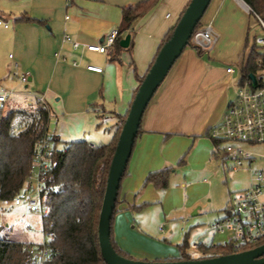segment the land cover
I'll use <instances>...</instances> for the list:
<instances>
[{
    "label": "crops",
    "instance_id": "1",
    "mask_svg": "<svg viewBox=\"0 0 264 264\" xmlns=\"http://www.w3.org/2000/svg\"><path fill=\"white\" fill-rule=\"evenodd\" d=\"M140 1L0 0V16L9 24L0 25V88L19 92L25 87L11 73L14 62H18L21 71L30 72L27 87L44 95L58 119L54 128L49 124L50 134L66 142L80 140L88 130L92 134L90 126H102L104 131L110 126L111 140L119 125L118 114H127L139 86L135 70L141 77L147 74L167 33L191 0H158L135 21L130 31L131 46L122 51L121 62L110 60L108 52L86 55L74 49L64 41V33L81 43L102 42L120 26L123 8ZM251 15L244 0H211L202 24H212L218 39L203 54L187 46L150 101L137 137L143 156L140 177L147 174L144 168L154 142L175 136L199 138L220 124L234 75L227 68L247 48ZM57 52L66 59L59 58ZM88 64L101 66L103 71L89 70ZM16 99L21 100L19 94L11 97L7 106ZM86 141L98 145L91 139ZM130 205H120L115 238L129 254L154 258L136 250L138 240L149 243L150 239L135 230ZM170 256H179V251L166 258Z\"/></svg>",
    "mask_w": 264,
    "mask_h": 264
},
{
    "label": "trees",
    "instance_id": "2",
    "mask_svg": "<svg viewBox=\"0 0 264 264\" xmlns=\"http://www.w3.org/2000/svg\"><path fill=\"white\" fill-rule=\"evenodd\" d=\"M157 1L142 0L123 8L122 22L118 27L119 34L114 46L108 51L110 60L121 62L122 51L131 46L130 43L128 47H122L121 39L127 34H131L130 31L133 29L135 21L145 15ZM244 1L250 6L251 14L256 20L257 15L264 19V0ZM27 19L31 20L30 18ZM177 23L167 33L159 51L172 36ZM202 26L201 21L196 29ZM250 38L251 33L249 31L247 47L250 45ZM189 46L195 47L199 54L204 53L191 40ZM261 56L262 53L257 50L254 38L251 49L242 64V74L247 75L257 71L259 68L257 61ZM131 63L133 64V62ZM135 73L140 86L146 75L141 77L137 70ZM139 86L136 88L135 95ZM129 110L125 115L118 114L119 125L109 142L90 148L86 140L65 142L58 136L49 133L53 111L48 104L47 106L36 105L28 109H11L6 113L0 109V202L12 201L17 193L23 189L37 145L49 137L54 146L51 158L53 164L52 177L49 182L53 186L51 213L46 222V231H50L54 237L49 243L52 255L48 264H107L100 250L98 222L111 162ZM211 139L215 146L219 145L220 140L212 137ZM59 143H63L61 147H57ZM127 171L128 167L124 176ZM171 171V168H165L151 172L146 178V183H152L158 188H166ZM120 190L111 219V242L119 254L135 259L119 246L115 238L114 224L115 217L120 211L118 208ZM134 207V205H130L129 209ZM31 243H22L11 239L7 234L5 225L0 223V264H31L27 248ZM262 244H264V239L258 243L235 249L229 243L218 245L203 243L199 248L202 256L198 258L231 254ZM191 246L186 238L179 244V256L155 260L195 259L188 250Z\"/></svg>",
    "mask_w": 264,
    "mask_h": 264
},
{
    "label": "rangeland",
    "instance_id": "3",
    "mask_svg": "<svg viewBox=\"0 0 264 264\" xmlns=\"http://www.w3.org/2000/svg\"><path fill=\"white\" fill-rule=\"evenodd\" d=\"M249 27L250 45L237 61L229 63L234 69V75L225 95L227 104L223 108L220 124L229 104L236 98L242 64L254 38L262 34L258 19L256 20L253 15L250 16ZM257 50L264 52V47L259 46ZM90 52L93 51H86L84 54ZM22 108L30 107L20 99H16L3 111L6 113L11 109ZM57 122L54 113L50 120V128L51 126L54 128ZM89 129L94 130L91 133L95 135L89 134L88 130L85 137L80 140L91 139L98 145L110 140L109 129L104 131L102 126L100 128L90 126ZM96 134H99V137ZM234 145L250 152L256 160L246 168L233 170L232 161L224 159L226 144L215 146L206 133L199 138L175 136L163 142H154L153 150L144 168L147 174L140 177V171H143L140 167V159L143 156L141 142L139 139L136 140L127 174L121 182L118 208L123 202L135 206L132 208L136 228L134 229L150 239L149 243L138 240L136 250L140 249V253L146 252L155 257L143 258L130 254L131 256L143 260L164 259L179 251V244L186 238L190 245L196 240L207 245L225 244L229 241V232L214 233L209 227L210 223L225 215L236 192L250 186L253 176L249 166L264 168V144L240 142ZM165 168L172 169L166 188H158L152 183H146V178L151 172ZM0 223L5 225L7 234L15 241L37 243L44 238L42 217L32 213L25 206L12 204V201L0 202ZM28 225L31 229H27ZM188 250L195 258L202 256L199 249L191 246Z\"/></svg>",
    "mask_w": 264,
    "mask_h": 264
},
{
    "label": "built area",
    "instance_id": "4",
    "mask_svg": "<svg viewBox=\"0 0 264 264\" xmlns=\"http://www.w3.org/2000/svg\"><path fill=\"white\" fill-rule=\"evenodd\" d=\"M257 19L262 34L255 36V44L257 47H264V19L258 15ZM0 25L9 27L1 16ZM118 34V28H114L102 42L81 43L65 32L64 41L71 44L74 49L81 50L82 53L86 51L107 53L114 46ZM217 39L218 34L212 24H207L195 30L191 42L201 50H209ZM261 53L262 56L257 61L258 70L247 75L241 73L236 98L229 104L222 123L210 131L212 138L220 140L219 145L226 144L224 159L232 161V169L235 171L246 168L256 160L250 152L237 147L235 143L264 144V52ZM56 55L63 60L66 59L59 52ZM72 63L78 65L77 60H73ZM87 68L96 72L103 71V67L96 64H88ZM227 71L233 72L234 69L228 67ZM11 73L25 87L19 92L0 88V109H4L9 99L16 94H19L21 101L29 107L47 106L44 95L27 87L30 72L21 71L18 62H14ZM88 145L90 148L96 147L92 143ZM53 148L49 137L37 145L24 187L12 200V204L25 206L43 219V240L37 243L32 242L27 246L31 264H48L52 255L49 243L54 236L50 231H46V222L51 213L53 186L49 182L52 177ZM249 168L253 176L250 186L236 192L225 215L214 220L209 226L214 233L229 232L230 237L227 243L235 249L264 239V168L252 166ZM27 229H31L29 225ZM201 244H203L202 241L196 240L192 243V247L199 249Z\"/></svg>",
    "mask_w": 264,
    "mask_h": 264
},
{
    "label": "water",
    "instance_id": "5",
    "mask_svg": "<svg viewBox=\"0 0 264 264\" xmlns=\"http://www.w3.org/2000/svg\"><path fill=\"white\" fill-rule=\"evenodd\" d=\"M210 3L211 0L190 1L172 36L160 49L132 101L111 162L98 222L100 250L107 264H264V244L240 252L207 258L156 261L125 257L116 251L111 242V219L116 208L124 173L133 154L145 110L177 59L184 49L189 46L191 37L202 21ZM130 40L131 34H127L121 39V46L128 47ZM251 76L254 77L253 74Z\"/></svg>",
    "mask_w": 264,
    "mask_h": 264
}]
</instances>
